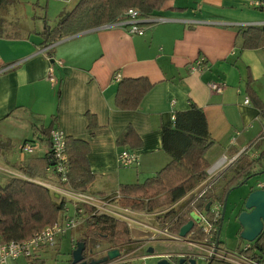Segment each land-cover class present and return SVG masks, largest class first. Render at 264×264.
I'll return each mask as SVG.
<instances>
[{
    "label": "crops",
    "instance_id": "1",
    "mask_svg": "<svg viewBox=\"0 0 264 264\" xmlns=\"http://www.w3.org/2000/svg\"><path fill=\"white\" fill-rule=\"evenodd\" d=\"M21 1L9 0L0 7V183L9 177H23L15 166H24L29 159L48 152L50 130L46 129L52 125L65 137L89 146L87 161L94 180L85 192L118 194L120 185L141 183L139 179L151 177L169 162L161 149L160 130L170 126L172 115L188 110L190 104L202 109L213 141L205 154L206 172L223 156L231 158L247 150L243 158L254 159L264 150V45L242 48V34L248 28L264 27V5L255 6L264 0H168L157 15L138 23L142 35L131 34L129 24L122 22L86 30L47 47L41 46L38 33L49 7L55 18L53 26L79 0H52L44 10L41 0ZM200 59H204L200 72L191 71ZM50 69L57 81L54 86L47 78ZM116 74L120 80L144 78L152 85L136 110L116 108ZM212 84L220 91L212 90ZM85 114L94 115L96 129L88 130ZM127 128L134 135L119 145L118 138ZM24 143L35 147L32 155L20 152ZM124 149L137 155L136 166L119 165L118 154ZM210 160L214 163L209 168ZM124 169H134L135 176L127 177ZM40 182L58 186L50 173ZM194 189L164 209L159 207L161 195L154 210L132 211L133 219L141 225L126 223L132 243L118 250L120 263L166 259L178 264L181 257L194 255L195 250L181 242L188 251L156 258L159 255L149 248L150 242L179 241L171 234L155 238L150 228L144 227L167 225L165 214L178 209ZM51 192L57 204L64 203L68 216L76 214L72 201ZM82 227L79 224L58 240L57 251L63 238L70 237L65 263L80 238L73 234ZM109 250L114 249L102 244L92 254L102 258ZM22 260L9 264H37L38 253L33 259Z\"/></svg>",
    "mask_w": 264,
    "mask_h": 264
},
{
    "label": "trees",
    "instance_id": "2",
    "mask_svg": "<svg viewBox=\"0 0 264 264\" xmlns=\"http://www.w3.org/2000/svg\"><path fill=\"white\" fill-rule=\"evenodd\" d=\"M8 1L0 0V7ZM166 1L168 0H79L73 9L59 17L53 26L44 21V26L38 33L42 39L41 46H51L86 30L125 22L128 10L137 11L142 19H151L159 13ZM242 37L243 49L260 48L264 45V27H250ZM151 87L144 78L120 80L115 94L116 108L121 111L136 110ZM257 106L262 111V107ZM85 116L88 130L96 129L94 115ZM51 128L52 125L46 132ZM160 131L161 149L169 157V162L142 183L120 185L118 204L121 207H129L134 211H152L157 197L168 195L170 202H175L206 178L208 163L205 154L213 141L208 133L202 109L190 104L188 110L176 112L171 125L162 127ZM133 135L134 132L127 128L118 138L119 145L125 144ZM65 147L68 161L67 184L75 191L85 192L94 180L87 161L89 146L84 141L66 137ZM245 152L219 175L218 178L225 172H230L220 196L212 191L211 184L201 195H192L178 209H171L165 214L164 223L167 224L165 228L169 234L178 235L180 229L190 220L191 212L210 217L209 211L206 212L208 203L214 205L217 202L223 207L229 191L237 188L246 179L249 180L252 175L264 174V150L254 159H244ZM51 167L53 158L48 152L42 157L29 159L24 166H15L23 177H9L3 184L0 183V245L30 239L35 233L55 223L58 214L63 211L64 203L57 204L51 191L35 183L47 180V169ZM79 209L84 211L86 217H82L84 233L76 244L84 243V255L102 244L120 251L132 243L125 222L103 214H92L94 209L87 205H77L76 210ZM196 229L197 224H194L189 240L204 241V237L196 233ZM188 235L189 233L186 237ZM215 238L217 233L214 240ZM217 242L220 246L219 239ZM245 255L250 258L264 255V231L252 242ZM181 259L185 260L184 264H188V261L195 257L187 255ZM205 264L228 263L208 260Z\"/></svg>",
    "mask_w": 264,
    "mask_h": 264
},
{
    "label": "built area",
    "instance_id": "3",
    "mask_svg": "<svg viewBox=\"0 0 264 264\" xmlns=\"http://www.w3.org/2000/svg\"><path fill=\"white\" fill-rule=\"evenodd\" d=\"M264 4H256L255 6H262ZM127 20L125 21L130 26L131 34L142 35L143 32L138 28V23L142 20L138 12L135 10H128L125 14ZM204 59H200L198 63L191 69L193 72H200L201 65L203 64ZM60 65V63H58ZM48 81L52 86H54L57 81L53 76L52 69L48 72ZM115 81H120L121 76L119 74L114 75L113 78ZM210 88L215 91H220V88L216 85H210ZM245 104H249V100L245 99ZM174 120V115L171 117V121ZM264 137V131L262 132ZM49 138V149L48 152L51 153L53 158V167L48 168L47 172L55 176L57 180V187H53L47 182L35 181V183L40 184L41 186L49 188L51 191H54L57 194L63 195L69 201H72L77 207V205H87L94 209L92 214L97 215H107L113 217L117 220L123 221L130 225H141L135 221L132 217L134 214L129 210L128 207H121L118 204L119 195H91L86 192L75 191L68 186V161L66 155L65 147V135L57 128H51L48 133ZM233 143V141H232ZM34 146L30 143H24L20 147V152L24 155H32L34 153ZM47 152V153H48ZM241 154V153H240ZM237 154L231 158L223 156L212 168H210L206 173V178L198 185L193 195H201L205 192L211 184L216 180L214 179L226 168L231 165L239 156ZM118 163L121 167H132L136 166L138 163V157L134 151L130 149H124L118 154ZM219 177V176H218ZM217 177V178H218ZM263 183H259L257 188H263ZM221 205L215 203L210 206L209 214L210 217L200 216V222L197 224L196 233L204 237V241H190L189 236L193 232H189V235L185 239H181L178 235H172L173 240L179 242H185L188 247L197 251V254H194V257L201 258L204 263L208 260H217L228 264H264V255L261 257L250 258L245 255L252 243L244 242V246L238 248L237 252H229L223 250L218 246V239L214 235L217 233L220 228L221 223ZM67 210H63L61 217L52 225L45 227L40 232L35 233L30 239L23 242H8L6 244L0 245V264H9L10 262H15L19 258L33 259L35 255L44 249L55 248L58 244L59 238L67 235L69 232L73 231L78 227L79 224H82V217H86V214L82 209L76 210V214L73 216H68L66 213ZM145 228H150L154 234V237L165 235L169 236L165 225L162 227L165 229L163 231L160 226H155L153 228L144 226ZM160 229L162 231H160ZM192 230V229H191ZM186 240V241H185ZM163 256L159 255L156 258H162ZM168 256H165L167 258ZM184 257V256H183ZM109 264H122L119 259L111 261Z\"/></svg>",
    "mask_w": 264,
    "mask_h": 264
},
{
    "label": "rangeland",
    "instance_id": "4",
    "mask_svg": "<svg viewBox=\"0 0 264 264\" xmlns=\"http://www.w3.org/2000/svg\"><path fill=\"white\" fill-rule=\"evenodd\" d=\"M23 1L24 0H22L21 2ZM46 2H48L49 4L53 3L52 0H41L40 6L43 10L45 8ZM22 6H25V5L22 4ZM25 8H28V7H25ZM23 11H24L23 9H22V12L20 11L22 15H23ZM36 11L38 12L39 10L37 9ZM28 13L29 15L32 16L30 10ZM38 14L36 15L38 16ZM53 15L54 14H52V9L49 7L45 18L41 20L42 24L45 21L47 25L51 26L53 22L55 21V18L52 17ZM42 16H44V14ZM209 155L210 154H207L208 160L210 158ZM213 163L214 161L212 162L210 160L209 168L213 165ZM124 171H126V174L128 175L127 177L135 176L134 169H124ZM217 177L214 178L216 180L213 182L211 189L216 195L220 196L222 193V186L225 183V181L230 177V174L227 173L221 176L220 178H217ZM144 180H145V177L143 179H139L138 181L142 183ZM262 182H264V174L257 175V176L250 178L244 185L238 188H235L226 194L225 210H224V215H223L222 224L220 226V233H219V243H221L220 244L221 249L229 251V252H233V251L237 252L239 247L244 246V241L239 239L240 225L237 221V216L239 212L244 210L243 203L248 193L253 190H258L257 185ZM160 202H161V205L159 207H162L161 209L166 208L165 206H168L170 202L168 195H164L162 198V201ZM155 208H156V203H155ZM129 210L134 211L131 208H129ZM160 228H163V227L160 226ZM143 231L144 233H146L148 230L143 229ZM82 234H83V227L80 228L73 235L75 237H78L80 235L81 237ZM132 234H136V233L133 232ZM69 238L70 237L63 238L59 251H57L56 247L44 249L43 251L41 250V252L39 251L38 252L39 261L37 264H66L64 260L67 257L66 254L70 250L69 244H67V241ZM150 244L151 246L149 248H153L154 252L158 255H161L163 253H169V252L178 253L179 251H182L185 249L188 251V248L186 247L185 243H181V242L179 243L169 242V243H162V244H158L157 242H150ZM192 252L193 254L194 253L197 254V251H192ZM22 259H25V258H19L18 262L19 263L23 262ZM194 260L196 264H204V261L199 257L197 258L195 257ZM156 262L157 261L155 259H152L146 262L134 260L129 264H156Z\"/></svg>",
    "mask_w": 264,
    "mask_h": 264
},
{
    "label": "water",
    "instance_id": "5",
    "mask_svg": "<svg viewBox=\"0 0 264 264\" xmlns=\"http://www.w3.org/2000/svg\"><path fill=\"white\" fill-rule=\"evenodd\" d=\"M261 175V174H259ZM254 175L251 176V178ZM246 179L245 181H247ZM244 181V182H245ZM244 182L239 184L238 187L244 185ZM264 184V183H263ZM237 187V188H238ZM230 192V191H229ZM224 200L223 207L221 209V223L225 210ZM210 203L206 205V212L209 210ZM244 210L239 212L237 216V221L240 225L239 238L248 243L254 242L264 231V185L263 189L253 190L248 193L243 203ZM200 217L194 212L190 213V220L180 229L179 237L184 238L193 228L194 224L199 223ZM220 228L218 230L217 239L219 237ZM85 245L83 242H78L75 249L71 252V257L66 261L67 264H109L111 261L119 258L120 253L117 249L109 250L106 254L97 260H89V258L84 255ZM92 250L88 254H92ZM153 250L149 249L148 253H152ZM185 260L180 259L178 264H184ZM124 264V263H122ZM126 264V263H125ZM156 264H171L166 259H161L156 262ZM188 264H196L195 260L191 259Z\"/></svg>",
    "mask_w": 264,
    "mask_h": 264
},
{
    "label": "flooded vegetation",
    "instance_id": "6",
    "mask_svg": "<svg viewBox=\"0 0 264 264\" xmlns=\"http://www.w3.org/2000/svg\"><path fill=\"white\" fill-rule=\"evenodd\" d=\"M243 211V210H242ZM89 254L87 253V255H86V257L87 258H89V260L91 261V260H97V259H100L101 257H98V256H95V254L93 253V254H90L89 256H88ZM182 258V257H181ZM180 258V259H181Z\"/></svg>",
    "mask_w": 264,
    "mask_h": 264
}]
</instances>
